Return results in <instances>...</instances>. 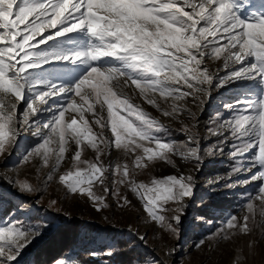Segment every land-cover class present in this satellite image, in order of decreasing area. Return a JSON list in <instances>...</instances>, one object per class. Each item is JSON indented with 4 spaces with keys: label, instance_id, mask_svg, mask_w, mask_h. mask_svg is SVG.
I'll return each mask as SVG.
<instances>
[{
    "label": "snow or ice",
    "instance_id": "1",
    "mask_svg": "<svg viewBox=\"0 0 264 264\" xmlns=\"http://www.w3.org/2000/svg\"><path fill=\"white\" fill-rule=\"evenodd\" d=\"M242 7L243 0H0V162L22 147L23 133L31 132L42 142L25 148L18 164L38 157L42 167L50 166L47 184L56 179L66 153L72 151L71 168L58 175L66 196H80L101 211L110 207V194L117 207L125 208L131 201L119 186L126 184L150 219L178 239L196 178L180 173L145 183L137 182L132 170L159 162L175 168L176 156L193 162L198 172L227 145L231 169L215 182L228 181L222 185L227 189L261 183L243 197L242 218L231 215L215 236L249 234L257 216L264 222V13L242 18ZM61 41L73 50L52 46ZM206 59L222 61L226 74L210 70ZM56 62L79 63L87 71L73 83L37 76V69ZM237 82H248L256 90L214 114L208 131L217 139L203 149L193 131L196 123L177 129L186 136L180 143L172 139L169 126L134 103L138 95L164 117L178 120L187 113L197 121L186 98L203 111L214 83L219 90ZM69 110L79 119L73 115L66 120ZM86 113L92 115L91 123ZM113 147L132 158V168L127 160L105 165L103 157ZM85 148L94 151V160L82 159ZM253 168L259 170L231 182ZM109 173L114 177L110 183ZM0 179L21 194L41 191L27 178L12 179L5 173ZM97 184L103 194L95 190ZM6 202L0 195V210ZM56 204L55 199L49 202L50 207ZM168 211L170 217L164 214ZM42 235L40 225L9 221L0 226V264H20L25 250ZM204 243L201 239L195 247ZM55 264L71 262L58 259Z\"/></svg>",
    "mask_w": 264,
    "mask_h": 264
},
{
    "label": "rangeland",
    "instance_id": "2",
    "mask_svg": "<svg viewBox=\"0 0 264 264\" xmlns=\"http://www.w3.org/2000/svg\"><path fill=\"white\" fill-rule=\"evenodd\" d=\"M252 13H264V0H243L241 17L248 18ZM66 44V41L52 42L53 47H65L67 51H72L73 49ZM206 63H209L212 71L219 69L220 76L226 74L222 61L208 62L206 59ZM86 71L87 66L79 63L56 62L44 66L43 69H37L36 74L41 79L53 82L73 83ZM249 90L256 89L248 82L229 84L219 90L215 88L214 83L211 87V98L206 99L203 111L197 107L191 97L186 98L184 103L196 113L197 121L191 120L187 113L182 114L178 120L164 117L138 95L134 97V103L140 104L145 111L169 126L172 139L180 143L186 141V136L177 129L184 125L191 127L196 123L197 126L193 131L199 135L203 149L217 139L210 137L208 131L213 127L210 121L214 114L218 110L223 111L222 106L225 103L245 99L244 94ZM76 100L79 103L78 97ZM162 106L167 107V105ZM23 107L24 105L21 104V111ZM73 115L79 119L78 114L72 113L71 110L66 112L65 119L70 120ZM228 115L229 113L225 112L226 118ZM86 118L91 123L92 115L86 113ZM93 127L98 131L95 125ZM105 135L111 138V133L107 129ZM40 142L42 141L34 138L31 132H25L20 139L22 147L5 162H0V175L7 173L8 178H27L41 190L33 194H21L6 179H0V195L7 201L3 210H0V226L7 225L9 221H21L25 227L40 225L43 229V235L25 250L20 264H55L58 259H66L71 264H264V222L260 221L259 216L255 223L250 224L252 231L249 234L229 233L228 239L215 236L231 215L242 218L246 211L244 208L246 201L243 197L261 183L255 181L245 187L237 185L227 189L222 185L228 181L215 182L218 175L227 176L231 169L232 160L227 145L222 154L206 159L198 172L193 162L181 160L176 156H173L176 162L175 168L165 162H159L150 164L147 169L132 170L137 182L149 183L153 177L180 173L191 174L196 178L194 194L191 198H186L187 207L183 213L177 239L174 234L150 219L142 203L126 184L119 186L121 194L131 201V205L125 208L117 207L110 194L107 196L110 207L101 211H96L89 201L80 196H66L64 186L58 181V175L71 168L72 151L66 153L67 159L62 163L56 179L47 184L44 181L50 166L42 167L38 157L26 164L17 163L24 154L25 148ZM72 148L74 150L75 146L73 145ZM82 159L94 160V151L85 148ZM103 160L105 165L127 160L132 168V158H125L124 154L114 147L103 157ZM258 170L253 168L250 172H241L238 176H233L231 182L247 179ZM113 178L109 173V183ZM94 187L98 194H103L98 184ZM53 199L57 200V204L55 207H50L49 202ZM169 207L175 205L170 204ZM164 214L169 217L172 215L170 211ZM45 225L46 228L43 227ZM73 229L78 235L77 243L63 251L59 242L65 237L64 233ZM140 235L145 237L143 241L137 238ZM201 239L205 240L204 245L200 248L195 247ZM122 243L126 244L127 249H131L136 257L125 258L123 262H114L112 258L116 254H121L120 250L124 247ZM119 244L122 249L119 248ZM53 249H56L54 253L59 254L46 262L44 257ZM108 250L112 252L110 256L106 254ZM93 252L96 255H91ZM169 252L171 255L168 254Z\"/></svg>",
    "mask_w": 264,
    "mask_h": 264
},
{
    "label": "trees",
    "instance_id": "3",
    "mask_svg": "<svg viewBox=\"0 0 264 264\" xmlns=\"http://www.w3.org/2000/svg\"><path fill=\"white\" fill-rule=\"evenodd\" d=\"M74 234H75L74 229L72 231H67L66 233H64L65 237L63 238V240L60 241L61 243L58 241L63 251L67 250L68 246L72 244L75 245L77 243L78 235L75 234L74 236ZM122 244L124 245L123 249H122V246H120L121 244H119V248L122 249L120 250L121 254L117 255L115 253L116 254L115 257L112 258L114 262H123L125 258L131 259L132 257H136L135 256L136 254H134V252L131 249L130 250L127 249L126 244L124 243ZM55 251L56 249L50 250L49 252L50 253L52 252V253L51 254L49 253L47 256L44 257V259H46L45 260L46 262H48L53 257H57L56 255H58L59 253H54Z\"/></svg>",
    "mask_w": 264,
    "mask_h": 264
}]
</instances>
